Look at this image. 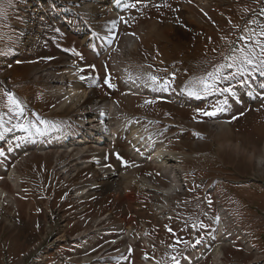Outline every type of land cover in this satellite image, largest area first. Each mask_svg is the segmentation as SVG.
I'll use <instances>...</instances> for the list:
<instances>
[{
    "label": "rangeland",
    "instance_id": "374dc122",
    "mask_svg": "<svg viewBox=\"0 0 264 264\" xmlns=\"http://www.w3.org/2000/svg\"><path fill=\"white\" fill-rule=\"evenodd\" d=\"M210 1L211 6L199 10L197 0H132L129 5L134 7H125L117 17L110 14L106 18L105 21L115 22V26L103 29L107 23L105 21L99 26H93L95 32L112 30L114 33L113 49L103 62L106 80L112 87L99 84L97 71L100 64L79 46L76 37L60 29L50 30L46 25L35 27V30L45 31L59 49L72 54L80 63L79 89L83 85L93 87L96 95L100 93L108 101L117 102L120 109L125 111L119 119L134 121L139 129L164 144L167 151L177 159L181 154L188 156L181 161L177 160V164L182 168L183 164L186 171L185 181L181 182V187L184 184L183 193L170 199L152 191L143 192L136 187H131L128 194L123 195L117 179H114L115 185L108 181L106 186L98 187L95 195L84 203L88 210L82 215L89 217L90 222H78L72 230L69 228L67 237L87 228L92 231L94 222L104 213H109L108 220L97 224L96 229H100V235H90L87 250L78 253L76 258L67 257L72 264H77L83 258L87 264H140L136 261L137 253H145L148 258L161 262L164 259L168 264H213L214 252L218 248L224 253L225 264L264 263V253L251 252L232 236L234 231L230 229L228 221H223L225 226L220 228L221 216L218 210V206L224 204L230 215L239 222L238 225L246 227L243 228L252 237V245L264 250V166L262 173H258L255 162L259 158L264 159V148L261 149L264 142V90L261 94H253L259 96L244 105H236L234 97H228L229 110L216 117L201 115L197 109L211 111L218 101L226 98V94L202 96L199 99L206 100L194 105L173 103V93L177 91L178 85L182 89L189 81L203 76L215 64L223 62L225 56L231 55L233 48L243 43L239 39L241 36L250 35L252 30L259 32L264 25V0ZM0 3L6 9L0 15V83L16 87L14 92L28 100L32 107L24 111L23 117L13 116L5 107L4 93L7 91L0 84V124L3 125L0 138L6 132L14 131L12 129H19L14 128V125L22 123L25 118H37L41 114L54 118L59 125L64 126V118L72 109L70 104H66L67 108L58 109L60 98L49 89L46 78H33V73L41 69L48 70L45 74L49 80L68 78L67 70L57 77H51L54 71L62 70H54L53 67L47 69L49 63L57 66L64 58L61 55L59 57L54 45L50 46L46 40L40 44L28 43L26 30L30 23L29 0H0ZM185 8H190L191 13ZM198 18L200 22L196 20ZM141 29L145 33L152 31L143 37L146 34L141 35ZM246 29L249 31L246 32ZM133 33L137 36L140 34V43L137 51L130 56L133 62L131 66L138 67L146 78L151 74L161 82L169 81L166 96L128 94L121 86L119 77L114 74L113 54L123 45L124 37ZM259 73H254L251 78L245 77L248 84ZM232 84L236 86L234 90L237 92L240 85L236 81H232ZM225 86L227 82L221 85ZM100 108L107 113L110 104L106 103ZM211 120L214 121L208 125L207 122ZM217 121H220L218 127L214 124ZM77 123L76 118L68 122V130H74ZM221 124H225V131L220 127ZM146 134L142 136L146 137ZM127 143L126 134L119 137L116 146L119 149L116 154L121 156V170L137 163L124 154ZM235 145L239 154L233 148ZM111 156L106 150L98 155L106 161ZM37 159L44 161L42 156ZM141 165L132 173L135 180L145 179L158 188L168 187V182L156 166L145 163ZM23 170L22 166L18 171L22 172L18 173L20 182ZM15 175L16 171L8 178L13 186H18ZM208 186L211 187L210 191L202 195ZM0 187L9 195H17L6 180L1 182ZM5 199L9 201L8 196ZM37 201L15 199L1 206L0 264H40L36 259L41 254L48 257L43 264L60 263L51 251V234L44 223L41 207H38L39 213L31 210L30 217L26 216L25 209L21 207L32 206ZM16 206L21 207L20 211H14ZM156 206L164 207L162 213H157ZM191 231H196L194 238H190ZM92 237L97 239L95 244L92 243ZM120 238L122 240L115 244ZM74 247L79 245L74 243ZM200 248H203V253L196 260L193 254ZM182 255H186V261Z\"/></svg>",
    "mask_w": 264,
    "mask_h": 264
},
{
    "label": "bare ground",
    "instance_id": "6f19581e",
    "mask_svg": "<svg viewBox=\"0 0 264 264\" xmlns=\"http://www.w3.org/2000/svg\"><path fill=\"white\" fill-rule=\"evenodd\" d=\"M131 2V0H29V27L26 30V35L28 36L27 41L28 43L39 44L41 42H44V37L47 35L44 33L42 29L35 30L36 26L40 25H46L48 28L51 29H60L61 31H64L66 34L73 35L76 38L79 39L80 42H85L88 44V46L92 50V58H96L99 56V51L107 47V51H109L112 48V39H113V31H98V35H96V32L93 30V26H99L102 24L106 18L110 14H112L113 17H117L124 7L128 5ZM195 2V1H194ZM199 6V10L205 9L212 5L210 0H197ZM208 5V6H207ZM188 7V6H187ZM188 13H191L190 8H185ZM190 16V15H188ZM196 18V17H195ZM198 22H200L199 18L196 19ZM103 25V29H105L107 26H115L113 25L112 21H105ZM111 24V25H110ZM155 25V24H154ZM157 27V25H155ZM97 28V27H96ZM146 28V27H145ZM148 28V27H147ZM151 28V27H150ZM148 28V29H150ZM109 29V28H108ZM68 33H67V32ZM143 31V32H142ZM145 30L141 29V35L143 37L147 36L148 33H151L152 30H147L149 32L145 33ZM35 32V35H32V33ZM183 32V31H182ZM198 34V32H197ZM151 35V34H150ZM149 37V36H148ZM151 38V37H150ZM150 40V39H149ZM157 40V39H156ZM145 41V40H143ZM142 41V42H143ZM123 45H121L119 48L115 50L114 58L112 60V69L113 72L118 75L119 82L121 86L126 90V92L129 94H146L150 96L155 97H163L166 96L167 91H153L150 88H147L144 86L143 80L146 79L144 75H142L141 71H139L138 67L131 66L133 65V62L130 60L131 54L133 52H136L140 43V34L138 36L136 34H129L126 37H124ZM172 42V41H171ZM47 44V43H46ZM48 45V44H47ZM49 46V45H48ZM59 53L64 57L67 54L59 51ZM60 57V55H58ZM68 56V55H67ZM64 62L62 64L57 66H52L51 63H49V66H47V69H51L53 67L56 70H59L60 68L63 69L60 71L57 75H54V71L51 77H57L65 72V70L69 71L68 78H53L49 80V77L45 74L46 71L38 70L36 73H33L34 77H44L47 79V83L50 84L49 89L52 90V93L54 95H57L60 98L59 102V108L63 109L67 108L66 104H70L71 108L70 112L67 113H74L76 112V119L78 122L77 127L81 129L82 137L83 139L95 137L98 131L102 127V123L99 121L102 120H108V116L112 114H119L123 111L120 109L117 102L108 101L105 96L102 94L96 95V92L94 88L90 92H86L85 89L81 88L79 89V83H80V63L74 62L70 60L68 57H65ZM76 61V60H75ZM113 62L115 63V67L113 66ZM134 67V68H133ZM137 77H141L142 79H137ZM264 84V74L259 73L255 78L252 79L251 84L245 85V86H238L236 96L233 98V102L236 105H244L248 102H250L253 97H258L253 94H261L264 90V88H261L260 85ZM50 93V92H49ZM126 95V97L128 96ZM174 94V104H197L198 98L196 97H190L183 93L180 89V85L177 86V91L173 93ZM52 95V94H51ZM252 96V97H251ZM108 97V96H107ZM65 101V103H62V101ZM110 104V109L106 113L105 110H100V106H104L105 104ZM264 105V101L262 103ZM66 105V106H65ZM100 105V106H99ZM65 106V107H64ZM74 107H78V109H74ZM211 120L207 122L212 123ZM225 122V121H224ZM220 121L215 122L214 124L218 127ZM227 123V122H226ZM117 127L119 129H122L124 132L129 133L130 140L133 141L134 146L137 148V150L134 151V149L128 150V155L137 162L134 166L130 167L129 169H126L123 173L118 172L105 168L102 166V161L97 159L96 165H87L86 167V173L90 174L91 176L88 177V182L91 183V185L96 186L97 188L106 186V183L108 181H111V184H116L114 177L119 176L120 180L124 182V186L127 188L128 186H134L141 191H152L153 193L160 194L165 196L167 199H170V197L174 195H179L183 193V185L181 187V182L184 179V167L182 168L177 164V160L181 161L183 158H187L188 156L184 154H181L180 158L177 159V157L174 156L173 153L167 151V147L162 143H157L151 136L144 133L141 129H137L133 124L130 126L123 125L121 123H116ZM225 124H221L220 127L224 128L225 131ZM228 125V124H227ZM79 130V129H77ZM68 133L72 134L71 132L67 131ZM146 134V137H143L142 135ZM61 138L58 139V142H65L68 140L69 137L72 138V135H62ZM100 138L99 136L97 139ZM135 141V142H134ZM88 142V140H86ZM67 142H65L66 145ZM78 144L77 147L79 150L76 151V156L83 155V153L89 148V145L86 143L84 145H79L81 143V140L79 139L76 141ZM234 150L236 153H238L237 145H235ZM264 148V142L261 147V149ZM67 149H64V152ZM173 152V151H172ZM174 153H181V152H174ZM239 154V153H238ZM252 158V157H251ZM76 163H72L69 167L66 166V160L59 163V165H53L51 168L54 170H76L79 169V161ZM257 163V172L262 173V167L264 166V159L259 158L255 161ZM151 164L156 166L164 175V179L167 184V188H158L157 186H153V184H149L145 181V179H133L129 178L128 174L132 176L133 171H137L142 165L141 164ZM0 166L3 168L4 166V159L0 160ZM108 170V171H106ZM13 170L12 172H14ZM11 172V173H12ZM11 173L8 174V177L11 175ZM8 177L1 178L0 184L3 180H9ZM128 178L130 181H128ZM15 181L16 184L13 186L14 191L20 192V178L18 173L16 172L15 175ZM100 181V183H98ZM183 183V182H182ZM117 188V187H116ZM19 190V191H18ZM5 196H8L9 201L5 199ZM15 196H11L7 194L6 192L2 191L0 189V208L4 204L10 203V201H14ZM16 203V202H15ZM10 207V206H9ZM13 209V208H12ZM158 214L162 213L161 211L164 209V207H157ZM169 209V208H168ZM166 209V210H168ZM14 210V209H13ZM165 210V211H166ZM218 210L221 215V221H220V228H223L225 226V223L227 221V211L225 210L224 206L220 205L218 207ZM16 211V210H14ZM228 215V214H227ZM224 218V219H223ZM106 218H100L94 222L93 230L90 232H94L95 235H100V229H96V223H99L100 221H105ZM33 222H36V220ZM55 234H56V241L58 240H64L67 236V229L66 224L62 222H58L56 224ZM61 234V235H57ZM240 235V231H236L232 233V236L237 237ZM120 240H116L114 243L119 242ZM248 248V247H247ZM195 255V254H194ZM41 256V257H40ZM36 260L42 264L44 260L47 259V256L40 255ZM214 257L216 259H220L221 257V251L219 248L214 252ZM35 260V261H36ZM34 262V261H33ZM37 264V263H34ZM147 264H153V262L147 261ZM154 264H161L156 263Z\"/></svg>",
    "mask_w": 264,
    "mask_h": 264
},
{
    "label": "snow or ice",
    "instance_id": "6c2138e0",
    "mask_svg": "<svg viewBox=\"0 0 264 264\" xmlns=\"http://www.w3.org/2000/svg\"><path fill=\"white\" fill-rule=\"evenodd\" d=\"M117 2H119V0H117ZM129 6L134 7V5H126V7ZM5 11V7L0 3V15H3ZM245 31L248 32L249 30L246 29ZM239 39L243 43L238 48H233L232 54L225 56L223 62L215 64L212 69L207 71L203 76L196 78L193 81H189L188 84L181 89L186 95L196 98L202 96L207 97L217 93L221 95L226 94V98L222 101H218L211 111L197 109L201 115L216 117L219 113L229 110L228 97L236 96L234 90L236 86L232 84V81H236L237 84L245 86L248 83L245 77L251 78L256 72L264 74V25L261 26L259 32L252 30L250 35L241 36ZM81 79H84V77H81ZM137 79L142 78L137 77ZM143 82L145 87L150 88L153 91H167L170 87L169 81L161 82L157 76L151 74H148ZM225 82H227V86L221 87ZM104 83L108 84L109 87H112L107 80H105ZM260 87L264 88V84L260 85ZM4 95L6 97L5 107L7 108V111L17 118L23 117L24 105L22 102L10 92H5ZM48 123L49 122L43 120H39L38 123L27 121L25 123L14 125V128H19L29 136L44 135L50 130ZM2 127L3 125L0 124V128ZM52 127L55 126L53 125ZM8 130L9 129H5V131ZM2 135L3 133L0 132V136ZM0 155H3V153L0 152ZM117 158L119 159V157ZM200 226L202 227L203 225ZM193 227H196V225H193ZM184 243L187 244V241H184ZM196 243H199V241H196ZM172 259L175 260V257Z\"/></svg>",
    "mask_w": 264,
    "mask_h": 264
},
{
    "label": "crops",
    "instance_id": "0c3cea01",
    "mask_svg": "<svg viewBox=\"0 0 264 264\" xmlns=\"http://www.w3.org/2000/svg\"><path fill=\"white\" fill-rule=\"evenodd\" d=\"M48 167L49 160L47 158H45L43 162H40L38 159H35L30 163V166L25 173V182L28 184L30 190L37 191L40 188L44 187ZM37 169H39V172L42 174V177L41 179H39V181H34V176L38 174ZM244 228L246 227L244 226ZM256 249L259 252L264 253L261 247H256Z\"/></svg>",
    "mask_w": 264,
    "mask_h": 264
}]
</instances>
